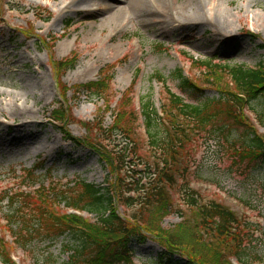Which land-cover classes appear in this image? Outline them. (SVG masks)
I'll return each mask as SVG.
<instances>
[{"label":"rangeland","instance_id":"obj_1","mask_svg":"<svg viewBox=\"0 0 264 264\" xmlns=\"http://www.w3.org/2000/svg\"><path fill=\"white\" fill-rule=\"evenodd\" d=\"M248 1H220L219 11L232 15L235 28L215 37L207 27L172 28L154 21L145 24L136 15L122 27H101L106 13H84L86 8H95L94 2L82 3L75 11L65 8L62 0H0V198L5 191L33 190L43 181L46 186L76 177L101 186L107 178L114 181L113 165L92 145L111 149V137L117 131L109 130L123 111L122 123L136 141L140 159H135L136 163L153 169L160 165L139 114L141 100L149 97L161 112L168 89L181 94L175 77L178 69L205 94L216 95L217 84L226 86L230 78L220 74L219 81L209 84L204 61L247 66L263 61L264 0H255L258 4L244 17L236 8L246 11ZM92 33L96 36L88 38ZM102 69L108 75L114 72L106 89L96 97L78 92L80 85L96 81ZM163 78L166 83L162 85ZM261 107L262 102L254 103V108ZM61 111H67V116H60ZM246 114L264 139V128L255 121V114L249 108ZM113 137L116 142L121 140ZM188 151L192 162L189 184L203 202L216 200L238 215V232L246 234L242 243L248 244L250 251L242 263L235 255L239 239L230 233L215 239L218 234L211 229L203 236L209 248L223 253L222 259L231 264H264V157L245 167L247 162L238 160L237 153L219 146L211 136L189 143ZM32 166H37L33 168L34 179L27 169ZM172 195L174 208L160 220L162 229H175L193 215L181 200L178 185ZM7 201L0 203V237L17 264H35L47 258L58 264L66 259L63 236L56 242L34 240L27 252L13 243L5 219ZM116 206L125 217H131L138 208L123 206L122 202ZM82 214L93 221V214ZM146 234L145 242L134 245L131 264H156L153 257L162 243L148 231ZM68 240L69 235L64 241ZM214 257L208 253L205 261Z\"/></svg>","mask_w":264,"mask_h":264},{"label":"trees","instance_id":"obj_2","mask_svg":"<svg viewBox=\"0 0 264 264\" xmlns=\"http://www.w3.org/2000/svg\"><path fill=\"white\" fill-rule=\"evenodd\" d=\"M203 63L209 84L219 81L220 74L230 78L226 86L217 84L216 95L205 94L203 88L178 69L175 77L181 94L171 89L166 91L162 114L149 97L141 100L139 114L149 145L160 160L157 169L136 163L140 160L136 141L122 123L123 111L115 117L109 130L110 133L117 131L112 134L111 149L92 145L104 161L113 165L114 181L107 178L101 186L76 177L73 181L50 182L47 186L43 181L26 192H4L0 203L8 200L5 219L13 243L27 252L34 240L56 242L69 235L71 240L63 239L62 243L66 259L58 264H131L136 251L134 245L145 242L148 231L162 243L160 252L153 257L156 264H231L222 259L223 253L209 248L210 243L203 236L211 229L220 235L213 236L215 239L229 233L235 240L239 239L235 255L245 263L244 257L250 250L248 244H243L246 234L240 233L238 215L216 200L203 202L199 192L189 184L192 162L188 146L211 136L219 146L237 153L238 160L247 162L245 167L263 159L264 139L249 121L246 111L249 108L256 116L255 121L264 128V59L257 66ZM113 74V70L108 75L102 69L96 81L80 85L78 92L98 96L108 87ZM160 83L165 84V79H160ZM257 101L262 102L260 110L254 108ZM59 114L65 117L67 111ZM113 135L121 140L116 142ZM65 136L72 139L70 135ZM36 167L27 168L33 179L37 178L33 170ZM176 185L181 200L193 215L175 229H162L160 220L174 208L172 194ZM118 202L138 208L131 217H125L117 209ZM69 209L93 214V221L82 214L65 212ZM200 227L205 230H198ZM4 244L7 242L0 237V257L6 264H16ZM208 253L215 256L210 262L205 261ZM35 264L55 263L47 258L36 260Z\"/></svg>","mask_w":264,"mask_h":264},{"label":"bare ground","instance_id":"obj_3","mask_svg":"<svg viewBox=\"0 0 264 264\" xmlns=\"http://www.w3.org/2000/svg\"><path fill=\"white\" fill-rule=\"evenodd\" d=\"M220 1L222 0H62V3L65 4V8L76 11L80 4L94 2L95 8H86L84 13H106L101 19V27L107 24L114 28L122 27L132 15H136L145 24L154 21L172 28L198 25L211 29L213 36L222 37L223 31L232 32L235 22L229 12L219 11ZM246 4V11L240 6L236 8L244 17L249 16L247 14L250 8L258 2L250 0ZM164 32L168 33V30L165 29ZM94 34L96 33L87 37H95Z\"/></svg>","mask_w":264,"mask_h":264}]
</instances>
